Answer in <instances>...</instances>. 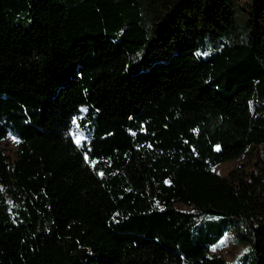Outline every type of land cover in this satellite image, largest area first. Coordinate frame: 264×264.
I'll return each mask as SVG.
<instances>
[{
	"label": "trees",
	"instance_id": "trees-1",
	"mask_svg": "<svg viewBox=\"0 0 264 264\" xmlns=\"http://www.w3.org/2000/svg\"><path fill=\"white\" fill-rule=\"evenodd\" d=\"M255 146L264 0H0V264H264Z\"/></svg>",
	"mask_w": 264,
	"mask_h": 264
},
{
	"label": "rangeland",
	"instance_id": "rangeland-1",
	"mask_svg": "<svg viewBox=\"0 0 264 264\" xmlns=\"http://www.w3.org/2000/svg\"><path fill=\"white\" fill-rule=\"evenodd\" d=\"M13 137L9 135L1 141V145L9 160L15 159L16 149L19 143V140L16 137L13 139ZM260 165L264 166V149L260 146H255L241 158L220 163L215 167V170L225 176L234 169L238 171L243 170L247 173H255L259 170ZM244 249H246V245L237 242L233 233L228 232L217 250L229 262L237 261L239 257H243L245 258L246 264H250L251 253L249 251L245 252Z\"/></svg>",
	"mask_w": 264,
	"mask_h": 264
},
{
	"label": "snow or ice",
	"instance_id": "snow-or-ice-1",
	"mask_svg": "<svg viewBox=\"0 0 264 264\" xmlns=\"http://www.w3.org/2000/svg\"><path fill=\"white\" fill-rule=\"evenodd\" d=\"M205 55H206V53H204ZM85 111H86V109H84ZM72 124L73 125H77V119L74 117L73 119H72ZM13 139H15V137H13ZM76 142L77 143H79L80 142V137L79 136H77V138H76ZM217 147V149H219V145H217L216 146ZM87 156L85 157V159L87 160ZM214 247V249H215V246H213ZM244 251L245 252H247L248 251V249H244Z\"/></svg>",
	"mask_w": 264,
	"mask_h": 264
}]
</instances>
